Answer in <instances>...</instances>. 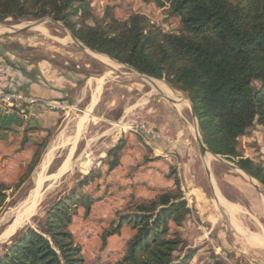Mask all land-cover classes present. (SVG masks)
<instances>
[{
  "label": "trees",
  "instance_id": "obj_1",
  "mask_svg": "<svg viewBox=\"0 0 264 264\" xmlns=\"http://www.w3.org/2000/svg\"><path fill=\"white\" fill-rule=\"evenodd\" d=\"M155 1L160 7L168 5L169 17L179 20L178 34L164 32L142 14L126 20L110 14L99 17L89 0H0V23L49 18L91 51L164 81L194 106L210 152L264 187L263 163L240 150V139L256 127L262 128L264 139V0ZM49 142L50 130L35 144L14 189L0 183V214L8 205L9 192L31 179ZM127 143L118 141L107 151L103 167L92 170L51 206L39 230L19 231L2 249L0 264H91L70 225L81 210L88 215L104 198L109 185L98 192L103 189L101 180L119 166ZM192 213L176 179L173 191L154 199L131 195L116 212V224L104 230L101 239L106 245L126 224L135 231L117 264H227L213 253L199 254V248H192L183 236Z\"/></svg>",
  "mask_w": 264,
  "mask_h": 264
},
{
  "label": "rangeland",
  "instance_id": "obj_2",
  "mask_svg": "<svg viewBox=\"0 0 264 264\" xmlns=\"http://www.w3.org/2000/svg\"><path fill=\"white\" fill-rule=\"evenodd\" d=\"M89 3L99 17L110 14L121 20H126L132 14H142L147 16L153 25L162 28L164 32L178 34L180 31L179 20L168 15V5L160 7L155 0H89ZM15 22L8 20L0 23V38L15 37L20 39L21 42L17 44L14 52L23 59L36 61L44 57V54L49 56L51 63L60 68L63 73L65 72V76H69L64 77L62 81L66 84L67 81L69 83L63 88L67 92L63 93L60 99L54 101L64 103L67 107L65 110L49 111L47 108L35 105V110L31 111V114L36 111L45 112L44 116L50 112H57V116L55 123L49 129L50 142L31 179L19 190L9 192L8 205L0 214V253L19 231L26 228L39 230L46 211L75 188L84 176L92 170L98 171L100 167H103L102 162L107 157V151L114 147L118 141L130 138L142 140L130 133L129 130L124 131L121 126L125 123L132 120L136 123L140 121L147 123L148 127L158 133L151 140L152 146L157 151L150 148V155L158 157L163 154L165 156L164 152H168V149H162L158 144L161 142L171 143L168 138L170 132L168 134L162 126L155 125L156 122L161 123L163 120L157 111L159 103L166 105L169 109V117H172V121L178 122L179 136L185 143H183L184 148H189L188 155L194 153L198 159H201L202 154L205 156V153H201L197 143L196 123L191 113L189 100L181 92L169 87L164 81L150 77L149 79L143 78L128 69L127 66L108 57L100 56V60L94 58L91 55V52L94 51L88 50V48V51H85L80 48L72 39L68 29L49 18L33 22ZM89 23L91 22L89 21ZM33 41V46H29ZM72 82L74 85H71ZM98 82L104 86L100 93L97 92ZM157 86L165 93L160 91ZM167 93L179 95V103L170 98ZM27 116H24L25 119H23L29 122ZM181 146H183L182 143L180 148ZM180 148L172 150H175L177 154L179 152L186 154ZM240 150L246 157L264 165L262 128L256 127L251 131L249 137L241 138ZM136 153L138 154V152ZM171 153L168 152V154ZM209 160L219 167L227 168L226 160L225 162H219L215 158H209ZM143 161L141 157L134 156L135 166L129 171V174H126V177L134 176L139 172V165L140 163L142 165ZM123 175L120 178H123ZM104 176L100 186L103 189L98 192L106 191L104 188L109 184L106 172ZM17 182L18 180L7 186L13 188ZM89 187L85 189L87 190ZM93 187L95 188V186L90 188ZM104 195L100 201H110L112 198L110 192ZM90 213L85 215L81 210V213L74 218L70 225L72 234L75 222H88ZM116 219L111 224L107 222L109 225L107 229L114 223L116 224ZM92 224L95 225L97 222ZM194 224L192 223L189 230H183V236L188 233V237L191 238L195 233H204L203 228L199 230ZM94 233L92 229L85 227V231L82 233L83 238L77 237L78 240H76L73 234L75 242L82 248L85 260L91 264H117L125 255V251L114 254L117 258L113 259L109 255L107 243L104 245L102 239L93 245L88 244L89 253H86L87 246L82 242L90 241V237H95ZM226 263L229 264V262Z\"/></svg>",
  "mask_w": 264,
  "mask_h": 264
},
{
  "label": "crops",
  "instance_id": "obj_3",
  "mask_svg": "<svg viewBox=\"0 0 264 264\" xmlns=\"http://www.w3.org/2000/svg\"><path fill=\"white\" fill-rule=\"evenodd\" d=\"M20 42V39L15 37L0 38V67L10 69L8 74L0 79L1 87L21 91L36 99H60V96L67 92L63 88L69 83L67 81L66 84L62 80L69 76H65V72L53 65L50 57L45 54L36 61L19 57L14 51ZM33 43L34 41L29 46H33ZM92 56L99 60L101 58ZM73 83L71 85H74ZM97 84V92L100 93L103 85L100 82ZM167 94L178 102L179 95ZM34 110L33 107L31 111ZM157 111L163 120L155 125L162 126L168 134L170 132L168 138L171 142H161V146H158L174 153L163 151L167 156H151V150L146 148V144L135 138L127 139V147L123 151L119 166L107 174V192L112 194V198L110 201L95 203L88 222H75V239L83 238L85 227L92 229L95 237L82 242L87 246L86 253H89L88 244L93 245L101 240L104 230L109 227L107 222L111 224L115 221L119 207L125 205L131 195L140 200L154 199L163 192L173 191L178 179L184 199L193 212L184 230H189L192 223H195L197 229H204V233H195L191 238L188 233L185 235L192 248H199V254L205 257L213 253L229 264H264V187L232 163L226 161L227 168L217 166L209 160L215 158L210 153L204 154L205 156L202 154L201 159L194 153L188 155L189 148H184L185 143L179 136L178 122L169 117L167 106L159 103ZM56 116L57 112H50L38 118L32 113L27 116L30 121L26 122L18 110L7 112L0 104V183L11 185L19 179L34 155L35 144L47 135L55 123ZM33 127L38 130H27ZM181 143L183 146L180 148ZM177 147L186 154L175 153L172 149ZM134 156H139L144 161L139 165V172L126 177L135 166ZM218 160L225 162L222 158ZM122 174L123 178H120ZM93 222L97 224L94 225ZM134 235L135 231L129 225H124L119 235L108 238L109 255L116 259L114 254L123 253L127 242Z\"/></svg>",
  "mask_w": 264,
  "mask_h": 264
},
{
  "label": "built area",
  "instance_id": "obj_4",
  "mask_svg": "<svg viewBox=\"0 0 264 264\" xmlns=\"http://www.w3.org/2000/svg\"><path fill=\"white\" fill-rule=\"evenodd\" d=\"M1 62V61H0ZM1 64V63H0ZM8 67H0V79L7 75L9 72ZM0 104H2L6 111L10 110H18L21 115H31V109L37 105L38 107H44L50 110H65L67 107L64 103L46 101L41 99H36L27 94H24L20 91L15 90H6L0 85ZM45 112H35V117L44 116ZM140 121V120H139ZM124 131L129 130L130 133H133L135 136L141 138L144 143L150 147L152 150L157 151L151 143L152 138H155L158 133L154 131L153 128L148 127L147 123L140 121L135 122L131 121L125 123V125L121 126Z\"/></svg>",
  "mask_w": 264,
  "mask_h": 264
},
{
  "label": "water",
  "instance_id": "obj_5",
  "mask_svg": "<svg viewBox=\"0 0 264 264\" xmlns=\"http://www.w3.org/2000/svg\"><path fill=\"white\" fill-rule=\"evenodd\" d=\"M71 37L72 39L77 43V45H79L80 48H82L83 50L85 51H88L87 48L81 43L79 42L72 34H71ZM105 56V55H104ZM107 57V56H106ZM119 63V62H118ZM128 69H130L131 71H133L135 74L143 77V78H146V79H149V77L143 75V74H140L134 70H132L131 68L128 67ZM190 104V108H191V113H192V116L195 120V123H196V128H197V143L199 145V148L201 150L202 153H210L213 157L215 158H218V159H221L219 156H216L214 155L213 153L210 152V150L208 149L207 145L205 144L203 138H202V135H201V131H200V127H199V122H198V119H197V116H196V112H195V108L194 106L190 103V101L188 102Z\"/></svg>",
  "mask_w": 264,
  "mask_h": 264
},
{
  "label": "bare ground",
  "instance_id": "obj_6",
  "mask_svg": "<svg viewBox=\"0 0 264 264\" xmlns=\"http://www.w3.org/2000/svg\"><path fill=\"white\" fill-rule=\"evenodd\" d=\"M91 55H95V56H103V55H100V54H97V53H95V52H91ZM103 57H105V56H103ZM95 58V57H94ZM97 59V58H96ZM99 60V59H98ZM105 60V59H104ZM197 129V128H196ZM54 150V149H53ZM51 152V151H50ZM49 152V153H50ZM53 152V151H52ZM52 154V153H51ZM76 165V164H75ZM68 166V165H67ZM87 167V166H86ZM42 168H43V166H42ZM44 168H45V166H44ZM85 168V167H84ZM34 204V203H33ZM32 206V205H31ZM30 206V207H31Z\"/></svg>",
  "mask_w": 264,
  "mask_h": 264
}]
</instances>
